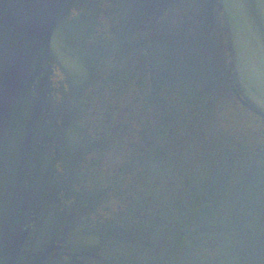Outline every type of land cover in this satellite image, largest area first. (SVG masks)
Returning <instances> with one entry per match:
<instances>
[{
    "label": "water",
    "instance_id": "95a60500",
    "mask_svg": "<svg viewBox=\"0 0 264 264\" xmlns=\"http://www.w3.org/2000/svg\"><path fill=\"white\" fill-rule=\"evenodd\" d=\"M0 264H264V0H0Z\"/></svg>",
    "mask_w": 264,
    "mask_h": 264
}]
</instances>
